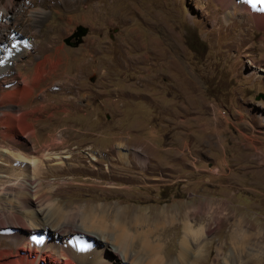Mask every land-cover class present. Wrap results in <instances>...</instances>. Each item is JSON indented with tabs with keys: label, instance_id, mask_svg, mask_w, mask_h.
Segmentation results:
<instances>
[{
	"label": "rangeland",
	"instance_id": "1",
	"mask_svg": "<svg viewBox=\"0 0 264 264\" xmlns=\"http://www.w3.org/2000/svg\"><path fill=\"white\" fill-rule=\"evenodd\" d=\"M14 1L1 49L29 44L0 69L2 259L19 231L40 238L57 221L59 245L77 230L119 244L114 214L92 210L109 204L145 211L118 221L129 262L147 257L142 231L175 256L188 218L212 228L191 237L194 264H264V26L246 0L229 22L217 0ZM28 205L49 224L37 235L9 217ZM163 208L175 214L156 227Z\"/></svg>",
	"mask_w": 264,
	"mask_h": 264
},
{
	"label": "bare ground",
	"instance_id": "2",
	"mask_svg": "<svg viewBox=\"0 0 264 264\" xmlns=\"http://www.w3.org/2000/svg\"><path fill=\"white\" fill-rule=\"evenodd\" d=\"M217 1L220 4H223V6L228 9L226 19H227V22H229L228 19L234 18L236 15L234 11V7H235L234 1L235 0H217ZM14 2H15L14 0H8L4 5L0 6V13H3L4 15V17L0 15V61H2L0 62V69L3 68V66L11 59L12 55H14L18 49L24 46H28L29 44L26 41L25 42L18 41L17 43L13 42L11 46H8L9 48H7V45H5L6 47L4 46L3 49H1V46L4 42L3 41L4 33L12 32L10 28L14 26L15 20L17 18V16H13L11 12V10L13 9ZM245 6L249 10L248 12L253 14L256 22L259 24L261 23L264 26V0H246ZM28 88L26 87L22 89V92L27 94L28 92H30V88L29 89ZM1 150L5 151L4 149H1ZM53 155H54L52 156L53 158H61V157L67 158L69 156V155H60L58 153H54ZM139 157L141 158V161L145 162L144 156L139 154ZM93 159L95 158L93 157ZM35 178H36V175L34 174L29 176V180L26 181V184H29L31 187L39 186L40 182L35 183L32 181V180H35ZM47 205L49 209L50 208L52 209L61 208L56 201L50 202ZM28 207L29 209L26 211L25 217L27 221L31 222L30 223L31 225L26 222V219L24 218L22 219L21 217H19L18 214H12V212H10L12 215L10 216L9 214V217L22 220L21 226L24 227L23 229H25L26 231L32 234L37 235V233L35 232L37 229L47 228L49 224L47 223L48 225H45L43 223V217L40 214L39 209L33 208L32 205H28ZM127 207L124 206V207L114 208L109 204L97 205V206L92 207V210L97 211V213L104 214L105 212L110 210L111 213L114 214L115 220L113 224L111 223L113 231H110V234L112 235L114 233L113 234L114 239L117 242H119V244H115L114 241L111 242V239L113 236L111 237L107 235L96 236L97 234L94 235L93 230L83 231L81 229L82 231L77 230L75 233V235L78 236V238H75L76 240L73 239L71 243L66 242V243H63V245L62 244L59 245L60 244V243L58 244V242H60L59 235L62 236L63 231L68 227V225L58 224L59 222L57 221L56 224L49 225L51 226L50 230L53 232L47 231L46 234H43L42 236H40V238H36V237L34 238L31 236L30 238L29 236L25 235L23 232L19 231V233H17L14 236V238L17 241L16 246H18L16 256L14 255V257L9 260L7 259L3 260L2 254L6 252V250L1 251L2 250L1 249L0 250V264H83L84 262H87V264H175V262L177 261H179L180 263L181 262L183 263V261H186V262H189L190 264H194V261L197 255L196 254L194 255L193 253L194 250L191 245V237L196 238V240H200L203 238L205 239L208 232L212 230V228H209L208 224H199L198 226H195V225L193 226L189 222L188 218H185L184 219L185 222L183 226L184 232H183V236L180 241V249L175 256H171V257L162 255V253H160L157 250V245L155 244L154 241L150 240L149 234L146 235V233H143V231L139 232L137 241L140 242L139 246L143 248V251H145V254L147 255V257L141 260V262L140 261L133 262L132 260H131L132 262H129L127 260L129 254L127 255V253L124 252L123 257H121L122 255L119 252L121 249L117 246L118 245L120 246L121 244L123 245L124 242L128 241L131 238L132 234L129 231L119 227L118 221L128 220L131 223L133 222L136 223L138 226L139 224H143L142 222L146 221L147 218H146V215L144 214L145 211L144 212L142 211L143 209L142 210L141 209L131 210ZM174 214L175 212H173V209L163 208L162 211L158 214L159 216L157 219L159 220H156L157 224L155 226L159 227L161 223L162 224L165 223V220L168 217H172ZM45 217H46V214H45ZM93 221L95 220L93 219ZM90 222L93 223L92 221ZM1 224L2 226L0 225V227H3L4 224L3 223ZM147 229L151 230V226L148 227ZM85 234L90 235V237L94 236L93 241L91 240L88 241ZM246 236H247V232H246ZM199 246L201 245L199 244L198 247ZM118 248L120 250H118ZM110 250L113 253H110L111 252ZM82 251H86V252L84 253ZM201 251L202 250L198 249V252L197 251L196 252L197 254H200L202 253ZM81 252L84 253L85 257L83 256L80 257L81 255L79 254ZM226 264H229V263L226 262Z\"/></svg>",
	"mask_w": 264,
	"mask_h": 264
},
{
	"label": "water",
	"instance_id": "3",
	"mask_svg": "<svg viewBox=\"0 0 264 264\" xmlns=\"http://www.w3.org/2000/svg\"><path fill=\"white\" fill-rule=\"evenodd\" d=\"M76 35H77V32H76ZM76 35H75V33H74V36H76ZM72 37H73V36H68L67 38H65V42H66V44L76 46V45L80 42V40H77V41H75L74 43H72V42H70V39H71Z\"/></svg>",
	"mask_w": 264,
	"mask_h": 264
}]
</instances>
